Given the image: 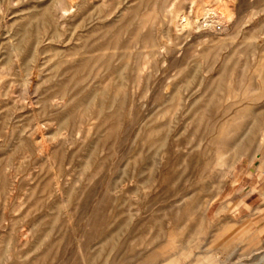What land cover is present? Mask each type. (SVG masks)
I'll use <instances>...</instances> for the list:
<instances>
[{"label": "rangeland", "instance_id": "374dc122", "mask_svg": "<svg viewBox=\"0 0 264 264\" xmlns=\"http://www.w3.org/2000/svg\"><path fill=\"white\" fill-rule=\"evenodd\" d=\"M227 1L0 0V264L264 259V0Z\"/></svg>", "mask_w": 264, "mask_h": 264}, {"label": "bare ground", "instance_id": "6f19581e", "mask_svg": "<svg viewBox=\"0 0 264 264\" xmlns=\"http://www.w3.org/2000/svg\"><path fill=\"white\" fill-rule=\"evenodd\" d=\"M220 1V3L221 4H225L226 2H228L227 0H219ZM204 8H208V9H204V11H205V15H206V22H210L211 20H215V19H220V20H224V19H226L227 20V18H226V10L222 7V8H219V9H217V10H215V9H212V8H209V7H204ZM65 11V9L63 10V12ZM67 11V10H66ZM41 12H43V11H41ZM64 13H66V15H67V12H64ZM63 14V13H62ZM37 15V14H36ZM45 15V14H44ZM204 15V16H205ZM68 16V15H67ZM203 16V17H204ZM62 17H63V15H62ZM31 19V18H30ZM37 19V18H36ZM35 20V19H34ZM202 24V23H201ZM24 28V27H23ZM27 29V28H26ZM12 40V39H11ZM12 45H13V43H11ZM18 49H19V47H17ZM16 48V49H17ZM15 51V50H14ZM15 52H17V51H15ZM14 52V53H15ZM37 52V51H36ZM192 75V74H191ZM190 79V81H191V78H189ZM207 80V79H206ZM244 87H246V86H244ZM239 94V93H238ZM206 109V108H205ZM248 133H249V131H248ZM216 135V134H215ZM225 137V136H224ZM223 140V139H222ZM160 143V142H159ZM237 143V142H236ZM240 143V142H239ZM241 144V143H240ZM249 145V144H248ZM244 146V145H243ZM216 149V148H215ZM218 149H219V146H218ZM221 149V148H220ZM219 149V150H220ZM249 149V148H248ZM47 153V152H46ZM49 153V152H48ZM217 154V153H216ZM221 154H222V152H221ZM214 155V154H213ZM247 155H249V154H247ZM217 156H219L218 154H217ZM216 156V157H217ZM48 157V156H47ZM220 157V156H219ZM218 157V158H219ZM217 158V159H218ZM221 158V157H220ZM51 159V158H50ZM217 159H215V163L217 162ZM219 160V159H218ZM218 168V167H217ZM203 207H205L204 205H203ZM204 212V211H203ZM201 263V262H200ZM253 264H264V259H261L260 261H258V262H256V263H253Z\"/></svg>", "mask_w": 264, "mask_h": 264}]
</instances>
